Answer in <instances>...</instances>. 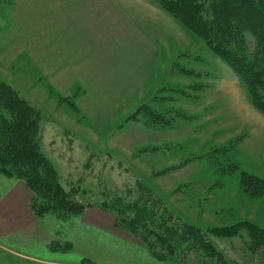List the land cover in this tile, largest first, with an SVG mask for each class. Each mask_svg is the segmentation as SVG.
<instances>
[{"label": "rangeland", "instance_id": "obj_1", "mask_svg": "<svg viewBox=\"0 0 264 264\" xmlns=\"http://www.w3.org/2000/svg\"><path fill=\"white\" fill-rule=\"evenodd\" d=\"M67 3L74 0H0V80L39 110L40 149L68 198L84 206L77 215L40 211L43 226L62 243L73 240L74 252L87 255L89 264H178L156 260L144 243L115 226L116 198L125 207L146 187L163 201L161 211L202 229L244 220L264 228V190L250 194L240 183L242 171L264 180V113L234 71L155 0H97L115 14L113 23L93 26L91 54L65 60L68 70L77 65L75 74L65 75L68 50L58 58L52 49L47 55L54 60L45 58V17ZM133 14L142 15L141 24ZM154 20L160 47L145 33ZM248 40L253 43L251 35ZM54 46L62 51L58 42ZM89 68L97 72L93 83ZM185 89L191 95H183ZM143 106L168 124L148 125ZM136 112L139 121L131 120ZM232 142L229 158L220 156ZM43 201L39 196L35 202ZM88 208L112 217L122 236L106 221L87 217ZM123 211L128 218L137 212ZM89 218L103 228L88 224ZM209 238L233 264H264L262 253L247 249L246 234ZM0 264L41 263L0 251Z\"/></svg>", "mask_w": 264, "mask_h": 264}, {"label": "trees", "instance_id": "obj_2", "mask_svg": "<svg viewBox=\"0 0 264 264\" xmlns=\"http://www.w3.org/2000/svg\"><path fill=\"white\" fill-rule=\"evenodd\" d=\"M155 1L203 38L211 51L244 84L254 107L264 113V0ZM248 35L252 36L253 43L249 42ZM182 94L191 95L187 89ZM141 110L148 125L168 124L167 117L153 108L143 106ZM138 115L139 112L134 113L131 120L139 121ZM39 117V110L32 103L0 80V174L22 179L32 192H36L37 196L30 205L37 217L42 216L40 211L50 209L66 211L70 215L80 214L84 206L68 198L58 180L56 167L40 149ZM235 147L232 142L228 151L222 149L219 155L228 157ZM189 161H183L170 170L182 168ZM213 164L217 168L218 164ZM240 183L250 194L264 190V180L245 171L241 172ZM140 193L143 197L125 207L123 198H116L121 205H112L117 207L115 226L127 230L144 243L156 260H172L178 264H233V260L225 256L209 235L244 238L246 234L247 249L264 255V228L260 225L244 220L202 229L170 210L163 208L161 211L160 201H163L146 187H142ZM39 196L44 199L40 205L35 202ZM123 209H135L137 212L128 218V214L120 215V211L125 213ZM51 247L68 251L72 250L73 244L54 241ZM89 263V259H83V264Z\"/></svg>", "mask_w": 264, "mask_h": 264}, {"label": "crops", "instance_id": "obj_3", "mask_svg": "<svg viewBox=\"0 0 264 264\" xmlns=\"http://www.w3.org/2000/svg\"><path fill=\"white\" fill-rule=\"evenodd\" d=\"M52 10L54 12L45 17V58L47 61L54 60L52 55H47L52 49H55L58 58L68 50L66 58L64 56L63 65L67 63L65 60L68 59L73 62L74 56L81 60L86 55L91 54L93 26L97 27L100 20L109 19L112 22L111 17L115 18V14L108 12L104 5L97 3V0H74L73 4L67 3ZM77 14L79 15L78 18ZM136 15L134 16L139 21L138 24H141L142 15H137L138 17ZM154 15L161 14L157 12ZM147 25L148 29L145 33H147L150 42L154 46L160 47L163 37L156 28L155 20L153 24L147 22ZM57 42L59 44L58 49L62 51H57V46L50 47ZM175 57H177L176 54L171 56L169 60L171 61ZM72 66L77 70V65ZM68 68L69 66L66 64L65 75L76 73V70H68ZM89 74L91 77L87 81L95 82V79L98 78L96 77L97 72L89 68ZM79 75L85 79L84 75L81 73ZM162 146L165 147V143ZM147 147L149 146L144 148ZM161 162L163 163V161ZM166 164L168 162L163 163V165ZM32 197L33 192L24 181L0 176V251L41 264H83V259L89 257L83 253L74 252V247L68 251L51 247L54 241L61 242L58 239L59 235L49 232L43 226L42 219L35 215L30 205ZM84 214L87 217L91 214L92 217L96 216L98 219L106 221V227L109 226V230H114L122 236L114 229L112 217L107 214L100 211L94 212L92 208L86 209ZM91 222L89 218L88 224L103 228L102 225ZM70 242L75 246L73 240Z\"/></svg>", "mask_w": 264, "mask_h": 264}]
</instances>
